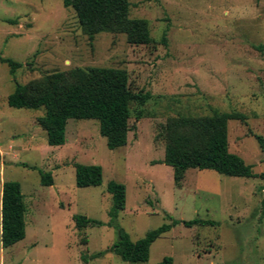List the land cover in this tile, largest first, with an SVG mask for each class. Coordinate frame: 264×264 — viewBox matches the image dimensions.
I'll list each match as a JSON object with an SVG mask.
<instances>
[{
	"label": "rangeland",
	"instance_id": "1",
	"mask_svg": "<svg viewBox=\"0 0 264 264\" xmlns=\"http://www.w3.org/2000/svg\"><path fill=\"white\" fill-rule=\"evenodd\" d=\"M128 3V17L147 22L151 43H129L119 32L89 38L62 0H0V57L21 63L11 74L0 61V198L4 181H18L26 208L25 235L8 247L0 242V264H155L166 256L171 264H264V0ZM92 66L124 69L132 92L149 93L144 104H129L124 146L109 149L96 119H69L64 144L48 145L37 122L42 107L7 105L17 83ZM214 111L244 116L227 122L228 150L257 176L188 168L175 185L160 127ZM74 163L101 166V183L77 187ZM38 170L53 184L42 185ZM110 180L125 185L116 223L132 240L169 222L166 215L218 224L176 223L151 243L145 262L123 261L108 250L118 238L107 224ZM76 214L102 224L79 230Z\"/></svg>",
	"mask_w": 264,
	"mask_h": 264
},
{
	"label": "trees",
	"instance_id": "2",
	"mask_svg": "<svg viewBox=\"0 0 264 264\" xmlns=\"http://www.w3.org/2000/svg\"><path fill=\"white\" fill-rule=\"evenodd\" d=\"M64 7H71L83 31L92 38L98 32L123 33L127 42L148 44L152 42L147 22L143 19L129 18L128 0H62ZM6 63L9 72L21 66L10 58L0 57ZM149 93H134L128 86V76L124 69L92 66L72 68L66 72H56L44 79L32 80L26 84H15L6 98L7 105L13 108L35 110L43 108L44 113L37 118L44 130L46 142L59 146L65 142V127L69 119H96L99 133L106 140L109 149L124 146L130 130L128 119L129 104L137 101L144 104ZM141 111L136 114V119ZM230 119L243 120L241 113L214 111L211 115H179L170 117L160 127V136L164 139L162 162L172 168L173 181L180 185L188 168L211 169L227 176L255 177L252 165L239 155L228 150L227 122ZM259 146L263 143L257 137ZM75 184L77 187L98 186L102 180V168L94 164L74 163ZM40 183L52 185L49 171L38 170ZM264 179V172L258 175ZM111 195L108 210V225L117 229V240L109 247L123 261L145 262L149 247L161 234L170 230L176 223L186 227L194 225H217L211 219L194 218L175 220L166 215L169 222L151 229L146 234L132 240L129 234L116 223L120 210L125 207V185L110 180L106 185ZM25 204L20 183L7 180L2 183L0 198V242L8 247L21 240L25 235ZM75 227L79 230L88 225L100 226L101 221L76 214L73 216ZM105 252V251H104ZM103 251L82 259L100 257ZM172 258L164 257L155 264H171Z\"/></svg>",
	"mask_w": 264,
	"mask_h": 264
}]
</instances>
